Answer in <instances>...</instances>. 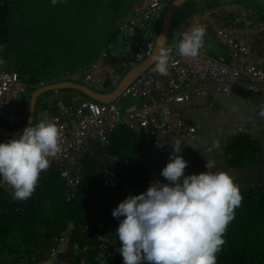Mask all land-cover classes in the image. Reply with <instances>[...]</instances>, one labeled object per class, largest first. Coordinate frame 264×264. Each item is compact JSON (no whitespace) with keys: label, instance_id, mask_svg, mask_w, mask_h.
Returning a JSON list of instances; mask_svg holds the SVG:
<instances>
[{"label":"trees","instance_id":"1","mask_svg":"<svg viewBox=\"0 0 264 264\" xmlns=\"http://www.w3.org/2000/svg\"><path fill=\"white\" fill-rule=\"evenodd\" d=\"M136 1L0 0V58L5 61L0 68L14 70L27 81L28 98L36 87L59 80L60 74L75 67L88 65L102 49L107 51L108 62L123 71L120 63L128 60L125 57L127 50L114 56L109 45L113 38L118 39L119 20L130 12ZM171 1L168 0V3ZM220 1L186 0L176 8L170 31H175L181 22L198 10ZM230 1H248L254 6L256 2L260 5L257 6L260 8L259 17L264 19V0ZM154 16L140 25H150V30L146 38H142L143 33L140 34L138 46L145 47L147 41L157 36L160 19L155 26L151 23ZM58 91L65 95L71 90ZM26 119L27 113L24 121ZM23 122L0 123L8 130H17ZM118 129L126 133V137L134 135V138L124 143L115 139L113 135ZM118 129L109 134L107 144L101 147L117 153L121 158L132 157L141 147L142 131L138 127L130 129L121 126ZM259 152L255 141L239 137L226 146L228 166L249 168L258 161ZM87 160V157L83 160L84 178L72 197L67 196L64 179L56 165L41 172L30 198L15 200L6 193H0V264H20L25 257L38 260L40 254L48 253L49 248L71 230L70 246L72 243L82 246L85 241L79 236V231L86 221L93 243L116 240L117 224L108 232L100 230L104 223L116 218L105 202L101 206L96 205L100 201L99 186L103 185L101 180L100 184H96L98 176L88 167ZM239 191L242 200L234 209V219L223 234L224 244L217 254V264H264V188L255 193L247 188ZM85 210L91 213L86 216ZM117 244L119 247L120 242ZM103 258H109V264H122L120 253L109 254L108 250L89 251L86 264H97Z\"/></svg>","mask_w":264,"mask_h":264},{"label":"built area","instance_id":"2","mask_svg":"<svg viewBox=\"0 0 264 264\" xmlns=\"http://www.w3.org/2000/svg\"><path fill=\"white\" fill-rule=\"evenodd\" d=\"M162 0H138L130 12L119 20V29L123 32L134 30L148 21L162 8ZM194 24L206 28L204 48L196 58L180 56L174 47L175 42L166 44L170 50L168 75L154 70L153 63L134 78L111 102L101 103L70 91L67 95L48 93L42 104L36 109L34 123L42 118H56L60 131L61 151L51 157L50 165L60 168L67 196L72 197L84 178L83 160L94 155L108 142L110 133L124 126L140 128L144 143H158L169 135L192 133L193 125L181 115L176 107L193 97L210 98L213 92L228 94L232 85H242L247 90L260 93L264 98V19L251 5L222 0L214 6H205L181 22L175 30L176 40L180 34ZM214 41L226 48L225 55H212L207 45ZM155 39L144 46H136L133 59L124 60L120 66L125 70L142 62L154 47ZM106 49L84 67H75L60 75V80L83 83L98 92H111L121 81L125 71L118 70L108 62ZM28 93V84L16 71L0 68V120L10 124H19L24 115L20 110L18 97ZM212 100H208L206 109H213ZM21 133V132H20ZM20 133L0 132V141ZM138 157H134V168ZM48 167V168H49ZM216 170H223L222 167ZM142 172V169H139ZM104 187L116 189L120 178L115 170L106 167L100 173ZM239 189L247 188L257 192L264 188V177L245 182L233 180ZM146 187H142L144 191ZM12 196V188L0 182V193ZM118 224V220H109L101 226L102 232ZM84 239L82 246L71 245L70 253L58 259L55 264H86L88 253L92 250L117 251L118 244L113 242L93 243L89 233L88 221L79 231ZM110 263L103 258L97 264Z\"/></svg>","mask_w":264,"mask_h":264},{"label":"clouds","instance_id":"3","mask_svg":"<svg viewBox=\"0 0 264 264\" xmlns=\"http://www.w3.org/2000/svg\"><path fill=\"white\" fill-rule=\"evenodd\" d=\"M205 36V26L194 24L180 34L174 47L180 56L196 58ZM166 39L160 35L149 56L154 70L165 76L170 60ZM4 64L0 58V66ZM258 114L264 118V105ZM181 143L178 137L172 139V152L160 170L167 182H152L111 210L118 220L115 236L122 264H217L223 234L242 195L227 172L212 170L208 162L205 171L185 174L188 162L178 154ZM60 151L56 118L31 120L19 135L0 141V182L12 188L13 199L30 198L41 172L50 165L49 158Z\"/></svg>","mask_w":264,"mask_h":264},{"label":"crops","instance_id":"4","mask_svg":"<svg viewBox=\"0 0 264 264\" xmlns=\"http://www.w3.org/2000/svg\"><path fill=\"white\" fill-rule=\"evenodd\" d=\"M162 3V8L155 14L156 16L160 14V21L166 7L170 4L168 0H162ZM243 3L253 6L259 12L258 8L248 3V1ZM141 33L142 31L138 32V36ZM175 38L170 41L169 38H167L166 44L175 42ZM207 50L209 53L212 51L213 54L212 52L210 54L214 56L225 55L227 53L225 47L218 45L214 41H211L207 45ZM58 81L59 80L53 82ZM56 91H52V93H59L58 90ZM27 94L28 93L21 98L20 103L23 102L26 105L25 101L26 97L28 98ZM208 100H212L214 104L211 111L206 109ZM42 102L43 99L40 103L37 101L35 108L37 109ZM262 105H264L262 94L251 92L242 85H232L228 94L213 92L208 99L193 97L188 102L176 106L181 109L182 117L194 126L195 131L192 133L186 132L169 135L158 143L150 144L144 143L142 134L141 147L132 157L125 156L121 158L117 153L109 152L106 148L100 147L94 155L87 156L89 160L86 162L88 167L98 176L96 184H100V173L106 167L115 170L121 182L120 186L113 190L104 186H99L100 201H98L96 205L101 206L105 202L106 206L111 211L118 202L124 199L128 194H138L142 187L145 186L147 188L150 183L157 180L167 182L160 175V170L165 166L169 158V153L172 152L171 142L174 137H178L182 140L181 151L178 154L188 162L185 168V174L205 171V163L208 162L212 170L222 167L233 180L250 182L264 177V118H261L258 114ZM27 112L28 108H25L22 122ZM34 120L35 118L33 119V123ZM120 130L121 129H118L114 132L113 136H115V139L117 138L124 143L130 138H134V135L126 137L127 134ZM239 137L255 141L260 148L258 161L249 168L231 167L228 166L227 163L229 154L226 153V146ZM136 156L138 157V162L135 164V167L132 168L129 161H132ZM139 169H142V172H140ZM85 212L86 216L91 213L89 210H85ZM71 231H68V233H65L63 237L56 241L54 246L49 248L48 253L43 252L40 254L41 257L38 260L25 257L20 260V264H55L58 259L63 258L71 250L69 244ZM113 241L118 242V237L116 236V240ZM109 254H112V252L109 251ZM9 259L10 257H8L7 260Z\"/></svg>","mask_w":264,"mask_h":264},{"label":"water","instance_id":"5","mask_svg":"<svg viewBox=\"0 0 264 264\" xmlns=\"http://www.w3.org/2000/svg\"><path fill=\"white\" fill-rule=\"evenodd\" d=\"M186 0H173L168 6L166 7L162 19L160 21L159 25V32L158 35L155 37V44L160 39V35H164L168 38L170 34L171 29V21L172 16L176 8ZM122 31L121 29L117 30V34H120ZM167 39L163 41L164 45H166ZM111 45L118 44V39L113 38L110 42ZM154 44V46H155ZM136 53V45L134 43H130L128 45V49L125 53V57L128 60H131L134 58ZM150 54L146 56L142 62L139 64H136L132 67H130L126 73L123 75L121 81L119 84L111 91V92H98L90 87H88L85 84L78 83V82H72V81H58V82H52L47 83L41 86L36 87L34 90L30 92L29 95V106H28V112H27V120L26 122L17 130L15 131H9L2 127L0 125V132L5 134H11L14 132H22L23 128L27 126L30 121L34 119V111L37 104L38 99L45 93L56 91L59 89H70L75 90L77 92H80L87 97L96 100L97 102L101 103H108L113 101L122 91L123 89L134 79L136 78L140 73H142L145 69L149 67V65L152 63V61L149 58ZM26 108V105L21 102L20 103V110L23 113Z\"/></svg>","mask_w":264,"mask_h":264},{"label":"rangeland","instance_id":"6","mask_svg":"<svg viewBox=\"0 0 264 264\" xmlns=\"http://www.w3.org/2000/svg\"><path fill=\"white\" fill-rule=\"evenodd\" d=\"M257 6V3H254ZM258 9H260L259 7H257ZM160 14H157V16L155 15L152 19H151V23H153L155 26L158 24V21L160 19ZM150 26V25H149ZM149 26L145 27V25L143 26H138L136 27L134 30L132 31H128V32H121L120 34H118V44L116 45H109V48L111 50V53L114 56L119 55L123 50H127L128 49V45L130 43H134L136 44V46L139 45L140 42V35L138 36V32L142 31V38H146L149 35ZM149 28V29H148ZM153 32V30L151 31ZM174 31H172L169 35V41L172 39H174L176 36H174ZM176 39V38H175ZM55 93V92H54ZM47 95H43V99L46 97ZM18 100H21V97H18ZM86 213V212H84Z\"/></svg>","mask_w":264,"mask_h":264}]
</instances>
